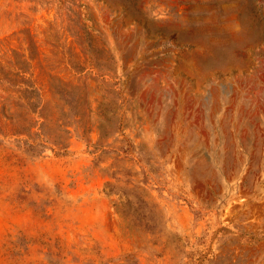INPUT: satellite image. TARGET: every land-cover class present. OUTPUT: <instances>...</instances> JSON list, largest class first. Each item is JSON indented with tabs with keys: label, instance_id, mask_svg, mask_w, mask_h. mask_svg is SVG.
<instances>
[{
	"label": "rangeland",
	"instance_id": "374dc122",
	"mask_svg": "<svg viewBox=\"0 0 264 264\" xmlns=\"http://www.w3.org/2000/svg\"><path fill=\"white\" fill-rule=\"evenodd\" d=\"M264 0H0V264H264Z\"/></svg>",
	"mask_w": 264,
	"mask_h": 264
},
{
	"label": "trees",
	"instance_id": "16d2710c",
	"mask_svg": "<svg viewBox=\"0 0 264 264\" xmlns=\"http://www.w3.org/2000/svg\"><path fill=\"white\" fill-rule=\"evenodd\" d=\"M261 38H262V40L264 41V32H263V34H262V37H261Z\"/></svg>",
	"mask_w": 264,
	"mask_h": 264
}]
</instances>
